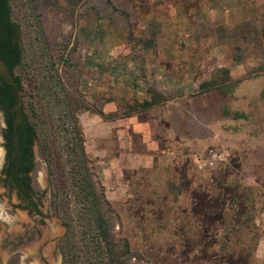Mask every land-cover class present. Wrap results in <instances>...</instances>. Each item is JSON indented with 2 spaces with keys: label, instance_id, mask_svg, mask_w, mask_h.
Here are the masks:
<instances>
[{
  "label": "rangeland",
  "instance_id": "374dc122",
  "mask_svg": "<svg viewBox=\"0 0 264 264\" xmlns=\"http://www.w3.org/2000/svg\"><path fill=\"white\" fill-rule=\"evenodd\" d=\"M37 3L56 62L66 60L62 67L66 79L94 108L105 97L100 96L99 86H107V74L115 80L135 78L136 63L143 80L154 79L148 65L157 63L154 36L159 24H150L145 36L147 30H137V19L159 17L157 6H163L164 0ZM126 65L127 72L105 70ZM263 83L262 78L244 82L234 93L246 94L248 104L231 105L229 98L215 92L195 95L196 90L187 86L175 108L149 112L159 148L153 165L130 170L124 167L128 160H122L118 172L123 182L109 178L102 185L118 216L116 235L128 241L141 264H264V88L258 96ZM24 89L28 93L27 82ZM236 106L241 112L233 111ZM3 128L0 114V171ZM34 154V201L40 214L22 209L15 192L0 184V264L15 254L20 264H61L57 243L64 228L51 215L46 168L36 147ZM77 210L71 202L69 211L75 219Z\"/></svg>",
  "mask_w": 264,
  "mask_h": 264
},
{
  "label": "trees",
  "instance_id": "16d2710c",
  "mask_svg": "<svg viewBox=\"0 0 264 264\" xmlns=\"http://www.w3.org/2000/svg\"><path fill=\"white\" fill-rule=\"evenodd\" d=\"M37 5V0H0V63L7 72L0 75V111L5 122L0 184L15 192L24 204L22 209L40 214L34 201L36 147L37 158L46 168L51 215L64 228L57 243L61 264H83V259L86 264H141L128 241L116 235L118 216L87 157L78 119L79 112H92L103 120L118 115L104 116L66 79L62 70L66 60L56 62ZM150 24L158 26L154 21ZM238 84L226 69H219L210 80L202 81L194 94L217 91L228 97ZM147 93L149 100L126 105L125 113L168 101L152 88ZM71 202L78 209L76 219L69 211ZM6 264H20L19 256L12 255Z\"/></svg>",
  "mask_w": 264,
  "mask_h": 264
},
{
  "label": "crops",
  "instance_id": "0c3cea01",
  "mask_svg": "<svg viewBox=\"0 0 264 264\" xmlns=\"http://www.w3.org/2000/svg\"><path fill=\"white\" fill-rule=\"evenodd\" d=\"M157 9L159 17L156 19H137V30H147L152 21L159 24L154 36L157 63L148 65V71L155 74L154 79L148 76L143 80L136 63L135 78L115 80L107 74L106 84L110 89L103 84L99 86L100 96L105 97L98 109L104 116H118L103 120L92 112L78 115L85 152L102 185H106L109 178H117L116 183L123 182L118 172L123 166L122 160H128L124 167L130 170L153 165L159 148L153 140V119L147 116L155 108L169 111L175 108L177 101L184 97V87L194 92L202 81L211 79V73L226 69L231 80L239 81L236 89L228 97L211 92L237 105L251 102L246 94L234 96L244 82L260 78L264 82V0H164L163 6ZM147 18H151L150 13ZM149 34L147 30L145 36ZM252 38L257 41L252 42ZM126 68L129 65L105 70L127 72ZM172 70L178 73L172 75ZM149 88L168 101L145 111L125 113L126 105L149 100ZM263 88L264 83L259 97ZM233 111L241 112L237 106ZM170 129L171 124L167 133Z\"/></svg>",
  "mask_w": 264,
  "mask_h": 264
},
{
  "label": "flooded vegetation",
  "instance_id": "af4514ba",
  "mask_svg": "<svg viewBox=\"0 0 264 264\" xmlns=\"http://www.w3.org/2000/svg\"><path fill=\"white\" fill-rule=\"evenodd\" d=\"M3 70V72H4V74L6 75L7 74V72H6V69H5V67L0 63V70ZM0 75H3L2 73H1V71H0ZM18 107V103L15 105V107L13 108L14 110L16 109ZM0 114L2 115V118H3V124H4V128H5V122H4V115H3V112H1L0 111ZM3 128V129H4ZM2 137V136H1ZM2 141H3V138H2ZM3 144H4V141H3V143H2V147H3V150H4V146H3ZM4 158H5V150H4Z\"/></svg>",
  "mask_w": 264,
  "mask_h": 264
},
{
  "label": "bare ground",
  "instance_id": "6f19581e",
  "mask_svg": "<svg viewBox=\"0 0 264 264\" xmlns=\"http://www.w3.org/2000/svg\"><path fill=\"white\" fill-rule=\"evenodd\" d=\"M12 222V221H11Z\"/></svg>",
  "mask_w": 264,
  "mask_h": 264
}]
</instances>
